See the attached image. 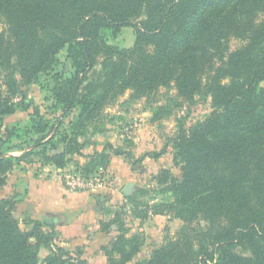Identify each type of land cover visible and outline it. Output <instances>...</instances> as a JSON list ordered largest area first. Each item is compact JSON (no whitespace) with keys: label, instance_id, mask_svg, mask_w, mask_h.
<instances>
[{"label":"trees","instance_id":"trees-1","mask_svg":"<svg viewBox=\"0 0 264 264\" xmlns=\"http://www.w3.org/2000/svg\"><path fill=\"white\" fill-rule=\"evenodd\" d=\"M263 13L264 0H0V187L36 154L42 167L67 168L82 155L79 137L127 92L147 102L162 88L176 90L182 102L209 97L212 114L175 142L182 178L170 169L156 178L185 225L137 264H264ZM128 26L136 32L131 48L109 42ZM232 39L243 44L231 51ZM64 49L75 69L66 80L52 74ZM43 74L52 75L56 105L77 106L79 113L57 143L47 141L57 153L44 148L13 155L19 130L4 135L3 119L20 109L15 98L22 87ZM156 108L154 120L173 112L165 104ZM51 127L36 111L25 132L49 134ZM110 161L106 150L96 152L76 172L91 178ZM16 203V196L0 200V264H40L43 247L51 251L43 264H88L55 245L54 228L48 232L30 217L22 228ZM119 226L103 248L108 264H128L142 246L139 235L129 237Z\"/></svg>","mask_w":264,"mask_h":264},{"label":"rangeland","instance_id":"rangeland-1","mask_svg":"<svg viewBox=\"0 0 264 264\" xmlns=\"http://www.w3.org/2000/svg\"><path fill=\"white\" fill-rule=\"evenodd\" d=\"M260 17L264 18V13ZM4 28V23L0 22V31ZM135 33L134 27H123L117 36H110L108 40L113 45L131 48L135 43ZM242 44L239 39H232L231 51ZM53 71L52 74H58L63 80L74 75L75 69L66 49L58 54ZM53 86L52 75L43 74L38 81L23 86L22 94L15 98V102L20 103V109L4 117L2 129L4 135H6L5 130L9 128L16 127L19 130V137L11 140L14 147L11 152L13 155H20L31 149L40 152L46 148L49 153L59 151L51 150V144L47 141L54 137L52 140L57 143L61 133L68 130L70 123L77 117L79 107L66 109L63 105H56L52 93ZM178 103L183 105L177 106ZM164 104L173 108L172 114H164L159 120H154L153 111H157L158 105ZM36 111L50 121L52 127L49 134H45L49 130L45 133L25 132V128L30 124L31 115ZM213 111L209 97H197L193 103L182 102L176 90L172 88H162L150 102L145 99H132L127 92L116 103L109 105L103 114L88 126L86 133L79 137V140L85 144L83 149L100 146L103 148L102 151L106 150L111 156L110 165L115 156L122 157L121 159L128 164L129 170L126 173L121 169L123 174L117 184L121 200L112 215V220L119 217V222L124 224L129 237L134 234L139 235L142 242L140 252L128 264H137L150 259L156 249L176 239L184 227V221L176 216L170 206L173 202L172 195L164 191L165 186L158 184L156 178L162 169H170L177 178H182L181 167L174 160L175 142L183 131H189L203 122ZM143 135L146 136L145 141L140 140ZM43 136L47 138L42 139ZM59 149H62L61 145ZM102 151H95L90 155H85L82 151V155H74L64 172L68 170L76 172L77 167L85 165L88 157ZM79 156H83L86 160H81ZM39 159L40 155L36 154L19 166L27 168L28 165L35 164L33 167H37L40 164ZM38 169L36 171L40 172ZM116 176L109 172L108 168L110 183H116ZM128 183L132 184V193L126 196L127 201H125L126 197L122 191ZM19 220L21 227L25 228L24 219ZM119 222L112 224L118 233L117 236L120 233ZM44 229L53 233V228L45 226ZM58 239L59 236L55 239V245H58ZM50 253V248L41 249L40 264H43V260ZM81 254L82 251L79 249L74 257L82 259Z\"/></svg>","mask_w":264,"mask_h":264},{"label":"crops","instance_id":"crops-1","mask_svg":"<svg viewBox=\"0 0 264 264\" xmlns=\"http://www.w3.org/2000/svg\"><path fill=\"white\" fill-rule=\"evenodd\" d=\"M145 138L143 135L140 140L145 141ZM102 149L100 146L86 147L83 153L90 155ZM79 157L86 160L83 156ZM121 158L115 156L109 167V172L117 175L116 183L111 182L104 189L88 191L69 189L62 180L64 169L50 165L42 167L41 164L37 167H33L35 164L27 168L16 167L8 175L6 184L0 188V200L16 196L14 215L18 219L30 217L41 221L46 228H54L59 233L57 244L73 256L80 249L81 258L89 264H108L103 248L118 233L114 226L103 230L102 223L112 220L114 210L121 200L117 184L123 174L121 172L129 170L127 162ZM49 217L54 218L52 224L45 223Z\"/></svg>","mask_w":264,"mask_h":264},{"label":"built area","instance_id":"built-area-1","mask_svg":"<svg viewBox=\"0 0 264 264\" xmlns=\"http://www.w3.org/2000/svg\"><path fill=\"white\" fill-rule=\"evenodd\" d=\"M62 180L69 189L77 191L104 189L110 184L108 169L104 168H100L99 172L91 178H85L79 173L68 170L63 173Z\"/></svg>","mask_w":264,"mask_h":264},{"label":"water","instance_id":"water-1","mask_svg":"<svg viewBox=\"0 0 264 264\" xmlns=\"http://www.w3.org/2000/svg\"><path fill=\"white\" fill-rule=\"evenodd\" d=\"M123 193H124L125 196H129V195H131V193H132V184L128 183V184L125 186ZM53 220H54V218L49 217V218H47V219L45 220V223H46V224H52V223H53Z\"/></svg>","mask_w":264,"mask_h":264}]
</instances>
